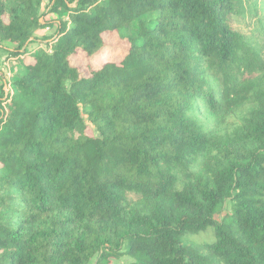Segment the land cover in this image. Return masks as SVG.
I'll use <instances>...</instances> for the list:
<instances>
[{
    "label": "trees",
    "instance_id": "trees-1",
    "mask_svg": "<svg viewBox=\"0 0 264 264\" xmlns=\"http://www.w3.org/2000/svg\"><path fill=\"white\" fill-rule=\"evenodd\" d=\"M245 10L0 0L16 64L0 88V264H264V53L233 25ZM109 34L116 60L72 64Z\"/></svg>",
    "mask_w": 264,
    "mask_h": 264
},
{
    "label": "rangeland",
    "instance_id": "rangeland-1",
    "mask_svg": "<svg viewBox=\"0 0 264 264\" xmlns=\"http://www.w3.org/2000/svg\"><path fill=\"white\" fill-rule=\"evenodd\" d=\"M99 1V0H98ZM244 8L246 9L242 15H235L232 17L233 25L237 31L244 34L248 38L252 39L258 47H261L262 53H264V0H243ZM47 1L44 2L41 12H43L44 5ZM48 19V17H47ZM56 21L55 16H50V20ZM56 30V25L53 24L52 27L44 28L36 32L37 43L36 48L45 47V41L50 39ZM105 39V48L102 53L97 56L93 61L89 63L88 60L84 59L81 55L75 57L72 60V64L76 66L82 73L86 72V64H90L92 67L98 68L105 62H110L116 60V57L121 54V45H119L118 37L115 34H109L104 36ZM34 42V43H35ZM35 48V49H36ZM29 52V51H28ZM13 59H7L5 53L0 54V88L2 85L5 93L10 89L6 87V84L10 85L11 77L16 71V66ZM5 98V97H4ZM198 117L203 126H206L209 129L214 128L213 121L210 118H206L201 114H198ZM231 121V120H230ZM227 126V125H223ZM216 128V127H215ZM224 132V131H223ZM222 135H226L223 133ZM230 204L226 203L223 212L217 216V219H221L222 216L229 211ZM198 240H205L207 242L213 240L212 230H207L205 233L197 236ZM133 260L127 256H122L119 259L113 260L112 264H129ZM89 264H95V258Z\"/></svg>",
    "mask_w": 264,
    "mask_h": 264
},
{
    "label": "crops",
    "instance_id": "crops-1",
    "mask_svg": "<svg viewBox=\"0 0 264 264\" xmlns=\"http://www.w3.org/2000/svg\"><path fill=\"white\" fill-rule=\"evenodd\" d=\"M37 43H32L31 45L28 46V49H33L36 48Z\"/></svg>",
    "mask_w": 264,
    "mask_h": 264
}]
</instances>
